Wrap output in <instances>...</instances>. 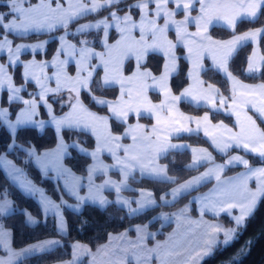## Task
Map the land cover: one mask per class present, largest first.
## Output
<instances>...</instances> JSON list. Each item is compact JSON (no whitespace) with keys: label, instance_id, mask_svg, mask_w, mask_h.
<instances>
[{"label":"snow or ice","instance_id":"1","mask_svg":"<svg viewBox=\"0 0 264 264\" xmlns=\"http://www.w3.org/2000/svg\"><path fill=\"white\" fill-rule=\"evenodd\" d=\"M122 0H5L4 7L7 12H0V53H6L7 64H0V89L9 93L7 104L9 107L0 106V127L8 132V141L4 145V151L0 152V165L8 171L13 179H19L22 169L18 168L6 154L15 148H20L27 153L30 160L39 167L42 175L47 177L49 172H54L57 178L63 179L64 187L68 195L74 197L75 204H69L61 197L60 202L48 199L45 201L44 210H49V205L55 210L56 228L58 232H66L67 224L62 214V208L67 207L79 212L87 201L98 204L101 208L118 205L120 210L127 209L128 216H134L146 209L157 205V199L151 192L144 189H133L129 184L131 179L137 182L139 179H152L161 183L175 185L170 191L159 199L166 204H171L185 195H192L198 191V186L211 179L215 184L208 192L199 196H193V200L199 204V218L193 219L190 213L193 211L192 200H189L177 212L161 213L164 220L174 217L177 221V229L166 237L164 241L156 240V234L148 230V225L135 226L136 236L129 238L128 230L113 235L108 234V242L99 245L93 252L86 245L74 243L72 247V259L64 264H78L84 256L91 259L88 264H199V261L211 253L218 242V236L224 233L227 243L235 228L225 229L219 223L204 220V216L211 213L218 217L220 213L227 212L232 215V209H239L240 214L233 219L237 226L241 225L257 205L259 199L264 198V129L257 120L264 123V83L257 85L244 84L239 81L229 70V61L249 40H255L264 35V26L245 31L237 35L235 29L242 18L249 22H255L261 13H264V0H136L128 5L129 11L123 16L118 11H111L113 6H118ZM174 4L175 9L169 10L168 5ZM155 5L153 9L149 6ZM198 6V7H197ZM138 9L140 20L137 23L130 14L131 9ZM108 9L109 14L95 23L80 24L76 33L88 34L90 30L102 31L101 44L104 51L97 53L90 47V41L82 39L76 44L67 41L69 25L86 17L90 13H98ZM178 12L183 13V19H175ZM197 12L193 16L192 13ZM163 19L160 26L157 22ZM190 25H194L195 32H189ZM223 25L232 31L230 39H214L210 35V27ZM169 26H172L176 34V42L167 38ZM115 27L119 33V39L110 44L109 29ZM63 29L64 34L56 39L60 47L56 50L52 61L55 68L56 87L47 86L49 77L37 76L33 68L39 67L41 72L48 66V61L28 62L20 61L23 49L31 48L34 52L42 49L46 41L35 44H15L8 37L18 33L21 37L29 32L49 33ZM138 31V38L133 35ZM76 33H73L75 35ZM178 45L187 49L185 59L190 61L191 68L187 77L193 80V84L184 87L178 94L169 84L170 77L179 71L176 48ZM66 57L79 56L76 59V73L69 75L66 70ZM150 54H159L165 58L159 75L146 67V59ZM256 52L248 59L247 74L260 71V66L255 63ZM93 58L99 60L98 65H92ZM210 58L215 69L222 72L231 82L230 96H224L213 84H207L199 79L200 72L204 69L203 61ZM135 60L134 70L130 75L124 74L125 61ZM264 61V57H260ZM23 63L24 84L16 87L12 77L8 74L9 65ZM97 68L103 69V75L97 80L94 73L99 75ZM29 81H34L39 92L29 94L31 99H23L20 95ZM118 86V95L114 100L97 97L94 93L104 88ZM158 91L163 99L159 103H153L148 96L149 90ZM68 93L66 101H59L61 108L67 104L70 109L63 115L54 113L53 105L48 102L49 95L59 96ZM86 92L91 101L107 109L108 115H98L92 112L81 99V93ZM38 97V99H37ZM39 103L46 107L48 119H36L39 116ZM191 100L197 105L203 101L209 106L211 112H219L222 108L235 117L233 127H229L220 121L213 124L209 113L202 117L185 115L179 109L181 101ZM20 101L25 107L11 118L10 106L13 102ZM252 110L256 119L248 114ZM130 117L137 121L142 118L155 119L150 130L143 124H128ZM115 119L121 125H126L120 135H113L109 120ZM195 124V127H190ZM46 125L54 128L55 147L39 152L31 141L17 144L18 132L29 127L43 131ZM235 129V130H234ZM75 130L83 134H91L95 137V145L89 150L77 139L71 142L65 140L64 132ZM203 131L213 148L225 155L229 149H242L245 153H252L260 158L262 166H251L248 159L242 155H231L226 163L216 164L212 153L206 148H193L187 144L172 143L173 138L182 134H199ZM130 138L132 143L121 144L122 139ZM69 149H75L78 154H83L91 159V163L84 166V175H76L70 167H66L64 160L71 157ZM192 153V162L186 164V169H196L198 165L211 164L210 167L198 176L178 181L175 176L168 175V166L161 165L158 160L167 156L173 150H189ZM110 155L114 163L104 164L100 156L102 153ZM123 153L121 156L119 153ZM243 165L245 171L235 176L223 177L227 166ZM109 169H118L120 180H112L110 177L96 184L97 176L107 175ZM86 181L87 183H83ZM254 181L255 187L249 185ZM23 187L34 192L31 181L23 182ZM87 188V195H80V189ZM125 190L136 191L138 198H129L122 195ZM104 191L114 192V200L103 195ZM43 195V193H42ZM171 196V200L166 199ZM135 205V207H133ZM12 209V202L6 195L0 194V219ZM26 223L35 224L37 220L27 212L23 213ZM155 220L156 217H153ZM84 221L83 225H86ZM181 225L187 226L185 231L177 239V233ZM199 230V231H198ZM11 232L5 229L0 222V246H3L6 256H0V264H14V261L24 253L45 251L50 247L60 244L59 240H45L29 245L15 251L10 245ZM121 243L113 246V241ZM149 240L154 243L149 245ZM107 257V259H104ZM99 258V259H98Z\"/></svg>","mask_w":264,"mask_h":264},{"label":"trees","instance_id":"2","mask_svg":"<svg viewBox=\"0 0 264 264\" xmlns=\"http://www.w3.org/2000/svg\"><path fill=\"white\" fill-rule=\"evenodd\" d=\"M136 0H123L118 6H113L110 10L117 8L119 11H128V5H131ZM4 4L0 3V12H4ZM130 12L133 14L134 18H138L139 10L131 9ZM109 10L105 9L98 13L89 14L86 17L80 18L78 21L69 25L70 29H73L78 23L95 20L99 17L108 15ZM264 25V13H261L255 22H249L247 19H242L238 22L235 29V33H241L249 29L260 27ZM60 29L57 32H61ZM211 34L216 38H228L232 36V31L222 27L214 26L211 28ZM52 34H36L32 33L21 37L20 35H10L14 42L19 41H29L33 42L36 40L44 39ZM72 36V35H71ZM90 41V46L95 49L102 50L100 44V39L102 36V31L90 32L84 35ZM113 36V33L112 35ZM78 37H76L77 39ZM112 39V37H111ZM114 39V38H113ZM57 48L56 40H52L48 43L47 50L43 55L38 54L37 58L49 59L53 55ZM260 48L264 55V35L260 38ZM252 51V44L248 43L239 48L236 54L232 57L229 62V70L238 78L245 82L257 83L264 82V65L259 72L252 74L246 73V66L248 63V57ZM177 52L179 55V71L171 78V87L175 93L178 94L187 84H188V62L184 58V50L182 47L178 46ZM30 55H24V59L29 58ZM2 61H5V57H1ZM164 59L159 54H150L146 60V67L150 69L155 74H160L162 70ZM207 68L203 71L202 77L206 82H210L216 85L224 94H229V85L226 78L217 70L212 68L209 62L206 63ZM134 68L133 61H128L125 66L126 74L132 72ZM13 74V79L16 85L24 84V79L22 77V67L17 65L15 68L11 69ZM99 75H94L95 79H99L102 74V70L97 69ZM26 91L22 92L23 97H29L28 90H35V86L32 83L26 84ZM97 96L108 97L110 99H115L118 95V88H104L94 93ZM154 100H159L157 95H153ZM66 92L59 96L50 95L48 101L53 105L56 114H62L68 110V106L65 104L61 108L60 103L56 101H66ZM81 98L84 103L91 109L99 111L101 113H107L106 108L97 107L90 99L86 92L81 94ZM8 93L3 91L0 105L2 107H9L7 104ZM22 104L20 102H13L10 106V112L12 113V119L15 118L17 111L21 108ZM181 109L192 115H201L204 112H210L212 119L214 121L222 120L230 125H233V119L230 116L224 115L222 113L211 112L206 107H196L187 103L185 101L180 102ZM41 116L46 117L43 108L40 107ZM130 122L135 121L134 117H130ZM141 121L150 122L148 118L139 119ZM125 128V125H121L115 119H111V129L114 133L121 134ZM65 140L71 142L72 139L79 140L88 148L94 147V139L89 134L79 133L75 130H66L64 132ZM176 140L186 141L192 145L208 146V142L202 135H182ZM8 141V132L0 127V152L4 151V145ZM26 141H31L33 145L36 146L38 151L44 149H49L55 147V133L54 129L47 126L45 130L40 133L36 128L29 127L26 130H21L18 132L17 144H24ZM234 151V150H233ZM71 157H66L65 162L70 166L75 172L84 174V166L89 163V158L84 155L78 154L75 149H70ZM17 165L25 170L30 179H32L36 184L42 187L46 193L52 196L56 200H60L61 194L57 189L55 183L48 177H44L41 172L33 164L27 156V153L20 148H15L7 153ZM250 164H261L260 158L254 155H247ZM216 159L224 161L226 156L215 154ZM190 153L188 151H171L167 156L161 157L160 162L168 166V174L170 176H175L178 178L179 182L201 172L206 165H202L196 169H186L184 166L190 162ZM243 167H229L226 171V175L238 172ZM137 175V182L130 179V184L136 188H148L153 191L156 199L162 194L168 192L171 187L175 185H170L167 183H161L152 179H139ZM214 184V180L208 181L201 185L198 191H193L192 195H185L179 198L177 201L169 205L159 204L158 206L144 211L140 214L134 216H128L126 210L121 211L119 206L111 205L107 209H102L96 205L84 204L83 209L80 213H76L68 208H63L64 216L67 223V234L65 236L59 235L56 229V222L54 217L42 216L41 209L38 203L32 198L24 195L16 186H14L5 176L4 172L0 168V194L6 195V198H11L15 204V211L5 215L3 219H0L5 226L12 230V245L15 249L22 248L28 244L36 242L50 237H59L61 239V244L56 248L45 251L39 254H34L28 256L21 260L17 264H51L54 262L67 260L72 256V245L75 242H80L88 245L93 250L99 245H102L108 240V234L119 233L126 229L131 228L136 224H145L150 222L155 214L160 210H176L183 206L190 198L197 193H201L209 189ZM134 194V192H131ZM111 196V193L109 194ZM25 210H28L31 214L39 218V223L36 225H30L26 223V217L23 214ZM195 213V211H193ZM225 225L232 226L233 222L227 216H221L219 218ZM87 221L86 225L82 224ZM172 224H168L162 227L163 232L157 235V238H163L164 233L172 228ZM159 228L158 221L150 222V229L156 230ZM131 234H133L132 230ZM236 237L231 243L223 245L220 243L217 245L213 252L202 260L200 264H264V198H261L254 212L245 220L244 225L241 227H236ZM5 254V251L0 249V255ZM80 264H85L82 262Z\"/></svg>","mask_w":264,"mask_h":264},{"label":"crops","instance_id":"3","mask_svg":"<svg viewBox=\"0 0 264 264\" xmlns=\"http://www.w3.org/2000/svg\"><path fill=\"white\" fill-rule=\"evenodd\" d=\"M123 1V0H122ZM136 1H134V3H135ZM32 3H36V0H33L32 1ZM133 3V4H134ZM155 7V5H150L149 6V8H150V11H151V9H153ZM168 7H169V10H173V9H175V5L174 4H169L168 5ZM198 7V6H197ZM128 11H129V9H128ZM127 12V11H126ZM125 13H123L122 15H120V16H123ZM130 14L132 15V13L130 12ZM119 15V14H118ZM192 15L193 16H195V15H197V12H193L192 13ZM132 17H133V15H132ZM133 19L134 20H136L137 21V23H139V20H140V12H139V16H138V18L137 19H135L134 17H133ZM175 19H177V20H180V19H183V13H181V12H178V14L176 15V17H175ZM242 19H246V18H242ZM241 19V20H242ZM96 21H94V22H86V23H95ZM160 26H162L163 25V23H164V20L163 19H160L158 22H157ZM83 24H85V23H83ZM219 26H222V27H225V26H223V25H219ZM262 26H264V25H262ZM262 26H260V27H262ZM79 27V25L76 27V29ZM212 27H214V26H212ZM212 27H210V35L212 36V34H211V28ZM260 27H256V28H253V29H257V28H260ZM226 28V27H225ZM75 29V30H76ZM110 30H114V31H116V33H117V36H116V38H114L111 42L110 41H108L110 44H112V43H115V41L117 40V39H119V33H118V31L116 30V28L115 27H112V28H110L109 29V31ZM249 30H252V29H249ZM188 31L189 32H195L196 31V28H195V26L194 25H190L189 26V28H188ZM246 31H248V30H246ZM41 32H46V31H41ZM245 32V31H244ZM244 32H241V33H236L237 35H240V34H243ZM29 33H33V32H29ZM14 34H17L18 35V33H14ZM133 35H135L137 38H138V36H139V33H138V31H134V33H133ZM261 36L262 35H260V36H258L255 40H249V41H247L246 43H244V45H246V44H248V43H250V44H252V51H251V53H250V56L253 54V52L255 51L256 52V57L254 58L255 59V63L256 64H258L259 66H260V71H261V69H262V67H263V65H264V61H262L261 59H260V57H264V55H263V53H262V51H261V48H260V38H261ZM59 37V36H58ZM213 37V36H212ZM9 38V37H8ZM167 38L169 39V40H172L174 43L176 42V34H175V31L173 30V28H172V26H169V31H168V33H167ZM214 39H221V40H227V39H230L231 38V36L230 37H228V38H216V37H213ZM10 40H12L11 38H9ZM41 41H46L47 43L45 44V46L42 48V49H38V50H36L35 52H45V50H46V48H47V44H48V42H49V39H44V40H41ZM41 41H35V42H29V43H17V44H35V43H38V42H41ZM67 41H68V43H70V44H73L72 43V41H70V39L68 38V36H67ZM58 42H59V40H58ZM14 46H15V43H14ZM178 46H180V47H182L183 48V50H184V54H183V56H184V58H185V56H186V53H187V49L186 48H184L183 46H181V45H178ZM178 46H177V48H178ZM60 47V42H59V44H58V48ZM57 48V49H58ZM177 48H176V55L179 57V55H178V52H177ZM240 48V47H239ZM239 48H238V50H239ZM93 50L95 51V52H97V53H100V52H102V51H104V48H103V50H96V49H94L93 48ZM237 50V51H238ZM23 51L25 52V51H28L29 53H35L31 48H26V49H23L22 51H21V54H23ZM56 53V52H55ZM55 53H54V55H55ZM20 54V55H21ZM236 54V53H235ZM234 54V55H235ZM53 55V56H54ZM53 56L49 59V60H38V59H34L35 61H48L49 62V64H48V66L47 67H45L44 69H43V72H41V69L39 68V67H35V68H33L32 69V71H34L35 72V74L37 75V76H40L41 78H43V76H47V77H49V79L47 80V86L48 87H50V88H55L56 87V81H55V72H56V68L50 63L51 61H52V59H53ZM160 56H162V55H160ZM1 57H5V61H2V59H1ZM163 57V56H162ZM79 58V56L77 55V56H75V57H66L65 55H61L60 56V59H67L68 60V64H67V66H66V70H67V72L69 73V75H75V73H76V63H75V61H76V59H78ZM163 59H164V62H165V58L163 57ZM232 59V58H231ZM230 59V60H231ZM33 60V59H32ZM147 60V59H146ZM20 61H22V62H28V61H31V59H29V60H26V61H23V60H20ZM93 61H96V63H97V65L99 64V60L98 59H96V58H93L92 60H91V64H92V62ZM133 61V63H134V67H135V60L133 59L132 60ZM187 62H188V71L190 70V68H191V63H190V61H188V60H186ZM128 61H125V64L127 63ZM164 62H163V64H164ZM207 62H209V64H210V66L212 67V68H214L213 67V65H212V61H211V59L210 58H205L204 59V61H203V64H204V69L200 72V74H199V79H201V80H203V81H205V79L202 77V73H203V71L207 68ZM230 62V61H229ZM146 63V62H145ZM0 64H7V55H6V53H0ZM17 64H21L22 65V73L24 72V67H23V63H17ZM16 64V65H17ZM16 65H14V66H16ZM178 65H179V60H178ZM14 66H12V65H9L8 66V68H7V72H8V74L12 77V80H13V84H14V86H16V87H20L21 85H16L15 84V82H14V79H13V76H12V73H11V67H14ZM247 66H248V63H247ZM247 66H246V69H247ZM69 67H70V69H69ZM124 67H125V65H124ZM71 69H74V72H73V70H71ZM102 69V68H101ZM125 69V68H124ZM148 69V68H147ZM215 69V68H214ZM69 70H71L72 71V73H74V74H72V73H70L69 72ZM133 70H134V68H133ZM150 70V69H149ZM215 70H217V69H215ZM218 71V70H217ZM218 72H220V71H218ZM224 77H225V75L222 73V72H220ZM125 74V73H124ZM131 74V73H130ZM130 74H128V75H130ZM154 74V73H153ZM233 74V73H232ZM102 75H103V69H102ZM126 75V74H125ZM154 75H156V74H154ZM157 75H159V74H157ZM174 75H176V74H174ZM173 75V76H174ZM234 75V74H233ZM172 76V77H173ZM235 76V75H234ZM172 77H170V80H169V84H170V82H171V78ZM239 81H241L242 83H244V84H249V85H257V84H261V83H264V82H257V83H249V82H245V81H243V80H241L240 78H238L237 76H235ZM226 78V77H225ZM227 80V79H226ZM30 83H32L34 86H35V92H34V94L35 93H37V92H39V88H38V86L35 84V82L34 81H29ZM227 82H228V85H229V94H224V93H222V91L216 86V85H214L216 88H218L219 90H220V93L221 94H223L224 96H230V88H231V82L229 81V80H227ZM194 82H193V80H191V79H189L188 78V84L185 86V87H188L189 85H191V84H193ZM210 82H206L205 81V87H207V84H209ZM210 84H212V83H210ZM170 86H171V84H170ZM117 88H118V86H116ZM27 89H26V86H25V90H22L21 91V93L23 92V91H26ZM183 90V89H182ZM181 90V91H182ZM3 91H6L7 92V90H6V86H5V89H0V101H1V98H2V93H3ZM150 92H153V93H156V94H158L159 95V100H154L153 98H151L150 97ZM8 93V92H7ZM21 93H20V95H21ZM28 93L29 94H31V93H33L32 91H29L28 90ZM8 95H9V93H8ZM50 96V95H49ZM48 96V97H49ZM148 96H149V98L152 100V102L153 103H159L162 99H163V96L158 92V91H153V90H149V92H148ZM21 97H22V95H21ZM48 97H47V99H48ZM97 97H101V96H97ZM23 99H31V98H24V97H22ZM105 98V97H104ZM37 99H38V97H37ZM106 99H108V98H106ZM109 100H114V99H109ZM183 101V100H182ZM16 102H20V101H16ZM49 102V101H48ZM185 102H187V103H190L191 105H193V106H196V107H206V108H208L209 109V111H210V108H209V106L208 105H206L203 101H201V103L199 104V105H197L195 102H193V101H191V100H188V101H185ZM22 103V102H21ZM50 103V102H49ZM23 104V103H22ZM85 104V103H84ZM86 105V104H85ZM96 105H98V104H96ZM1 106V105H0ZM40 106H42L44 109L43 110H45L44 112H45V114H46V117L45 118H43L42 116H41V112H40ZM87 106V105H86ZM98 106H100V105H98ZM23 107H25L24 105H22V107L20 108V109H22ZM88 107V106H87ZM100 107H102V106H100ZM89 108V107H88ZM20 109L17 111V113L20 111ZM92 112H94V113H96V114H98V115H101V116H104V115H108V114H105V113H99V112H97V111H94V110H92L91 108H89ZM179 109H180V111L181 112H183L185 115H189V116H192V117H202L204 114H205V112L204 113H202L201 115H192V114H189V113H186V112H184L182 109H181V107H180V104H179ZM53 110H54V113H55V109H54V107H53ZM70 109L68 108V110L67 111H65L64 113H67L68 111H69ZM38 112H39V116L38 117H36V119H43V120H47L48 119V115H47V109H46V107L45 106H43L42 104H40L39 103V100H38ZM16 113V114H17ZM64 113H62V114H57V115H63ZM107 113H108V111H107ZM209 113V116H210V119L212 120V123L213 124H217V123H219L220 121H222V120H220V121H214L213 119H212V116H211V113L210 112H208ZM217 113H222V114H224V115H227V116H230V117H232V119H233V125H234V123H235V117L234 116H231V115H229L228 113H227V111H225L223 108L219 111V112H217ZM56 114V113H55ZM248 114L249 115H252L253 116V118L254 119H256V115L254 114V112L252 111V110H249L248 111ZM114 119V118H113ZM130 119V118H129ZM14 120V119H13ZM137 122H139L140 124H143V125H145L149 130H150V128H151V125L152 124H154L155 123V119L154 118H152V119H150V122H146V121H141V120H139V121H137V119L135 120V121H133V122H130L129 120H128V124H132V125H134V124H136ZM224 122V121H223ZM224 124H226V125H228L229 127H233V125H230V124H228V123H226V122H224ZM257 124L262 128V129H264V123H261V121L260 120H257ZM47 126H50V125H46L45 126V128L47 127ZM109 126H110V129H111V119L109 120ZM190 127H195V124H190L189 125ZM50 127H52V126H50ZM125 127H126V125H125ZM45 128H44V130H45ZM53 128V127H52ZM54 129V128H53ZM125 129V128H124ZM38 130V129H37ZM43 130V131H44ZM235 130V129H234ZM42 131V132H43ZM112 131V130H111ZM124 131V130H123ZM38 132H40V133H42L41 131H39L38 130ZM113 133V132H112ZM113 135H120V134H115V133H113ZM182 135H188L187 133H185V134H182ZM181 135V136H182ZM194 135H202L205 139H206V141L208 142V146H201V145H192V144H190V143H188V142H186V141H179V140H176V138H173L172 139V143H175V144H187V145H190L191 147H193V148H206V149H208V151L209 152H211L212 153V156H213V158H214V161H215V163L216 164H221V163H226V161H227V159H228V157L229 156H231V155H242V156H244V158L245 159H248V156L247 155H254V154H252V153H245L242 149H238V148H232V149H229V151H228V154L227 155H225V154H223V153H220V152H218L215 148H213L212 147V145H211V142H210V140L207 138V137H205L204 136V134H203V131L201 130L200 132H199V134H194ZM94 139H95V137H94ZM120 143L121 144H124V145H128V144H131L132 143V141H131V139L130 138H126V139H122L121 141H120ZM50 149V148H49ZM45 150H47V149H44V150H42V151H40V152H43V151H45ZM89 150H91V149H89ZM234 150V151H233ZM173 151H188L189 153H190V162L189 163H191L192 162V153H191V151H190V149L189 150H173ZM121 156L123 155V153L121 152V153H119ZM215 154H218V155H224V156H226L225 157V160L224 161H220V160H218V159H216V157H215ZM102 155H106V156H109L110 157V163L111 164H113L114 163V160H113V158L110 156V155H108L106 152L105 153H102L101 154V156H100V159H101V161L104 163V164H108V163H106L104 160H103V158H102ZM255 156V155H254ZM258 157V156H257ZM6 158L8 159V160H11L18 168H20V169H22V174H16V175H19V179H13V177L12 176H10L9 174H8V171L4 168V166L3 165H0V168L2 169V171L4 172V174H5V176L7 177V179L14 185V186H16L24 195H26V196H28V197H32L33 199H35V201L38 203V205H39V207H40V209H41V212H42V216L44 217V218H46V217H54L55 218V222H56V216H55V210L53 209V208H51V206L49 205V210L47 211V212H45V210H44V204H45V201H47L48 199H51V200H53V201H55L56 203H59L60 202V200H56V199H54L52 196H50L48 193H46V191L42 188V187H40L38 184H36L32 179H30L29 178V176L27 175V173L25 172V170L23 169V168H21L19 165H17L10 157H8V155L6 154ZM66 159V158H65ZM91 160V159H90ZM249 160V159H248ZM33 162V164L36 166V168L40 171V169H39V167L35 164V162L34 161H32ZM91 163V162H90ZM108 164V165H111V164ZM158 163L159 164H161V165H164V164H162L161 162H160V159L158 160ZM250 163V162H249ZM64 164H65V166L66 167H69V166H67L66 165V162H65V160H64ZM203 165H206L205 166V168L201 171V172H199L198 174H196V175H194V176H198V175H200L201 173H203V172H205L206 170H207V168L208 167H210L211 166V164H208V163H206V164H203ZM251 166H254V167H258V166H262L261 164H250ZM200 166H202V165H198L197 166V168L198 167H200ZM229 167H243L240 171H238V172H235V173H233V174H230V175H226V171H227V169L229 168ZM73 171V170H72ZM245 171V169H244V166L243 165H239V164H237V165H234V166H227L226 168H225V172L222 174V176L223 177H231V176H235V175H237L238 173H243ZM41 172V171H40ZM76 175H80V174H78V173H76L75 171H73ZM115 173H117V175L119 176L118 178L117 177H115ZM41 174H42V172H41ZM138 174V173H137ZM139 175V174H138ZM169 175V174H168ZM48 178H50L54 183H55V185H56V187H57V189L59 190V192H60V194H61V197H63L65 200H66V195L67 196H69L68 195V192H67V189L64 187V181H63V179H60V178H57L56 176H55V173L54 172H49V174H48V176H47ZM111 178L112 180H120L121 179V174L119 173V171H118V169H109V172L107 173V175H104V178H103V180H105V179H108V178ZM212 180H214V179H211V180H209V181H212ZM27 181H31L32 182V185L34 186V188L35 189H37L36 191H34V192H29V191H27L24 187H23V182H27ZM103 182V181H102ZM101 182V183H102ZM206 182H208V181H206ZM206 182H204V183H206ZM83 183H87L86 181H84ZM204 183H202L201 185H203ZM98 184H100V183H98ZM214 184H215V180H214ZM213 184V185H214ZM201 185H199L198 187H200ZM213 185L209 188V189H211L212 187H213ZM249 185H250V187H252V188H254L255 187V183H254V181H250L249 182ZM175 187V186H174ZM209 189H207L206 191H204V192H201V193H198V194H195V195H193V196H199V195H201V194H203V193H206V192H208L209 191ZM144 190H146L147 192H151L153 195H154V193L151 191V190H148V189H144ZM170 191V190H169ZM168 191V192H169ZM105 192V191H104ZM103 192V195L105 194ZM42 193H43V195H42ZM167 193V192H166ZM80 195H84V196H86L87 195V188L86 187H82L81 189H80ZM138 195H139V193H138ZM165 195V193L164 194H162V196H164ZM193 196L191 197V199L190 200H192V205H194V206H196V209L198 210L199 209V204H198V202L197 201H195V200H193ZM69 197H71V196H69ZM72 198H74V197H72ZM8 200H10L11 202H12V209L6 214V215H8V214H10V213H12V212H14L15 211V209H16V207H15V204H14V201L11 199V198H7ZM61 199V198H60ZM75 199V198H74ZM166 199H169V200H171L172 198H171V196H167L166 197ZM260 200L261 199H259L258 200V202H257V205H258V203L260 202ZM76 201V200H75ZM161 202H163V201H161ZM87 204H92V205H96V206H98V207H100L98 204H94L92 201H87L86 202ZM69 204H75V203H69ZM165 204V203H164ZM166 205H168V204H166ZM257 205H256V207H257ZM256 207L254 208V210L256 209ZM64 208H66V207H64ZM101 208V207H100ZM70 209V208H69ZM103 209V208H102ZM70 210H72V211H75V210H73V209H70ZM126 211H127V209H125ZM254 210L252 211V213L254 212ZM81 211V210H80ZM27 212H29L28 210H27ZM75 212H77V211H75ZM199 212V211H198ZM30 213V212H29ZM251 213V214H252ZM62 214H63V217H64V219H65V216H64V211H63V208H62ZM240 214V212H239V209H232V215L230 216L227 212H222V213H220V215L218 216V217H214L211 213H208V214H206L205 216H204V220H206V221H209V222H213V223H219V224H221L225 229H229V228H235V227H241V226H243L244 225V222H245V220L251 215H249V216H247L246 218H245V220L243 221V223L241 224V225H239V226H237L236 225V223H235V220L233 219V217L234 216H237V215H239ZM36 220H37V223H35V224H30V225H36V224H38L39 223V218L38 217H36V216H34L33 214H31ZM207 216H212V218H208ZM221 216H227L230 220H232L233 221V226L232 227H230V226H226L224 223H222L220 220H219V218L221 217ZM65 221H66V219H65ZM6 230H8L9 232H11V238H10V245H11V248L13 249V250H15V251H19L21 248H18V249H15L14 247H13V245H12V237H13V234H12V230L11 229H9V228H5ZM57 229V228H56ZM199 231V230H198ZM59 233V235H61V236H65L66 235V233H67V231L66 232H58ZM182 233H181V231L180 232H178L177 233V239H179L180 238V235H181ZM222 235H224V233L223 232H221L220 234H219V236H218V239L219 238H221V236ZM223 238H224V236H223ZM222 238V239H223ZM52 239H54V240H59L60 241V244L62 243L61 242V239L59 238V237H50V238H45V239H42V240H38V241H36V242H33V243H31V244H34V243H38V242H41V241H45V240H52ZM221 239V240H222ZM165 240V239H164ZM220 240V241H221ZM108 242V241H107ZM106 242V243H107ZM223 242V241H222ZM221 242V243H222ZM77 243V242H76ZM79 243V242H78ZM121 242L120 241H118V240H114L113 241V246L115 247V246H117V245H119ZM31 244H28V245H26V246H24V247H22V248H25V247H28L29 245H31ZM59 244V245H60ZM81 245H86V244H84V243H80ZM105 244V243H104ZM59 245H57V246H59ZM57 246H55V247H50V248H48V249H46L45 251H49V250H52V249H54V248H56ZM88 248H90L88 245H86ZM0 249H2L3 251H4V248H3V246H0ZM91 249V248H90ZM93 252H95V250H93V249H91ZM45 251H35V252H28V253H24L23 255H21L19 258H17L15 261H14V264H17V263H19L21 260H23L24 258H26V257H28V256H31V255H34V254H39V253H42V252H45ZM73 251V250H72ZM212 251H213V249H212ZM0 256H6V252H5V254H2V255H0ZM208 256V255H207ZM206 256H204L203 258H205ZM202 258V259H203ZM72 259V256H71V258H69V259H67V260H62V261H58V262H54V263H51V264H64V262L65 261H69V260H71ZM86 260L87 261V264H88V261L91 259L90 257H88V256H84L80 261H78V263L79 262H81L82 260ZM99 259V258H98ZM104 259H107V257H104ZM201 259V260H202ZM200 260V261H201ZM200 261H199V263H200Z\"/></svg>","mask_w":264,"mask_h":264},{"label":"rangeland","instance_id":"4","mask_svg":"<svg viewBox=\"0 0 264 264\" xmlns=\"http://www.w3.org/2000/svg\"><path fill=\"white\" fill-rule=\"evenodd\" d=\"M33 0H31V2H32ZM0 3H2V4H4L5 3V0H0ZM134 3V2H133ZM132 3V4H133ZM111 11H118V9L117 8H114V9H112ZM4 12L6 13L7 12V9L5 8L4 9ZM123 13H125V12H122V11H118V14L119 15H122ZM90 14H93V13H90ZM109 14V13H108ZM133 15V14H132ZM108 15H106V16H103V17H99V18H97V19H95V20H88V21H84V22H80V23H78L73 29H68V31H69V35H68V38L70 39V41H72V43L73 44H76L77 45V47H79V44H78V41L79 40H82V39H87V38H85V34L84 35H81V34H79V33H76V27L78 26V25H80V24H83V23H86V22H94V21H97V20H100V19H103L104 17H107ZM134 17V16H133ZM135 19H137V18H135ZM58 31V30H57ZM53 32V33H49V32H39V33H36V32H33V33H36V34H43V33H46V34H52V35H50V36H48V37H46V38H44V39H49V42H51L52 40H56V42H57V48H58V44H59V42H58V39H56L58 36H61V35H63L64 34V30H61V32ZM95 31H97L96 29H92V30H90V32H95ZM89 32V33H90ZM73 33H76L75 35H73ZM112 33H113V36H111L112 35ZM14 34V33H13ZM29 34H32V33H28L27 35H29ZM14 35H17V34H14ZM19 35V34H18ZM72 35V36H71ZM102 36H103V33H102ZM102 36H101V38H102ZM116 36H117V33H116V31H114V30H110L109 31V41L111 42L112 40H113V38H116ZM76 37H78L77 39H76ZM111 37H112V39H111ZM9 38H11L12 40H13V38L11 37V36H9ZM44 39H40V40H36V41H41V40H44ZM88 40V39H87ZM13 42H14V40H13ZM29 43V41H19V42H14L15 44H17V43ZM32 42V41H31ZM33 42H35V41H33ZM48 42V43H49ZM100 44H101V39H100ZM47 46H48V44H47ZM90 46V45H89ZM101 46H102V44H101ZM90 47H92V46H90ZM57 48H56V50H57ZM93 48V47H92ZM95 49V48H94ZM46 50H47V48H46ZM46 50H45V52H46ZM56 50H55V52H56ZM96 50H99V49H96ZM102 50H103V46H102ZM101 51V50H100ZM44 52V53H45ZM54 52V53H55ZM43 52H35V53H29L28 51H23V54H21L20 55V60H23V61H26V60H29V59H38V60H49V59H46V58H37V55L38 54H40V55H43L44 54ZM54 53H53V55H54ZM24 55H30V57L29 58H27V59H24ZM52 55V56H53ZM51 56V57H52ZM17 65H21V64H17ZM16 65V66H17ZM92 65H97V63H96V61H93L92 62ZM16 66H14V67H11V69H13V68H15ZM125 66H126V64H125ZM21 67H22V65H21ZM125 68V67H124ZM69 69H70V67H69ZM97 69H99V68H97ZM101 69V68H100ZM71 70H73V72H74V69H71ZM71 70H69V72L70 73H72V71ZM102 70V69H101ZM97 71V70H96ZM133 71V70H132ZM11 73H12V71H11ZM124 73L126 74V72H125V69H124ZM154 73V72H153ZM72 74H74V73H72ZM130 74V73H129ZM155 74V73H154ZM94 75H95V73H94ZM126 75H128V74H126ZM157 75V74H156ZM12 76H13V74H12ZM101 76H102V74H101ZM22 77H23V73H22ZM28 83H30V82H28ZM29 91H32V90H29ZM36 90H33L32 92L33 93H31V94H34V92H35ZM83 93V92H82ZM81 93V94H82ZM152 94L154 95H157L158 97H159V95L158 94H156V93H153V92H150V97L151 98H153L152 97ZM21 95H22V93H21ZM28 95H29V93H28ZM66 95L68 96V93H66ZM97 96V95H96ZM22 97H23V95H22ZM103 97V96H102ZM24 98H32L30 95H29V97H24ZM105 98H108V97H105ZM82 99V98H81ZM108 99H110V98H108ZM66 100H67V98H66ZM84 102V101H83ZM21 103V102H20ZM22 104V103H21ZM95 104V103H94ZM23 105V104H22ZM67 105V104H66ZM96 105V104H95ZM97 107H100V106H98V105H96ZM22 107V106H21ZM40 107H42V106H40ZM43 108V107H42ZM101 108H103V107H101ZM44 109V108H43ZM92 110H94V109H92ZM43 111H45V110H43ZM94 111H96V110H94ZM97 112H99V111H97ZM56 113V112H55ZM99 113H101V112H99ZM105 114H108V113H105ZM135 118V117H134ZM135 120H136V118H135ZM130 121V120H129ZM220 121V120H219ZM112 130V129H111ZM113 132V131H112ZM114 133V132H113ZM115 134H118V133H115ZM89 135H91L90 133H89ZM92 136V135H91ZM93 137V136H92ZM93 139H94V137H93ZM94 141H95V139H94ZM84 147H86L84 144H82ZM94 145H95V143H94ZM25 147H27V146H25ZM86 148H88V147H86ZM88 149H92V148H88ZM69 151H70V149H69ZM81 155H83V154H81ZM102 158H103V160L106 162V163H110V157L109 156H106V155H102ZM91 162V160H90V158H89V163ZM111 164V163H110ZM67 165V164H66ZM68 166V165H67ZM70 167V166H69ZM71 168V167H70ZM72 169V168H71ZM73 170V169H72ZM74 171V170H73ZM77 173V172H76ZM78 174H80V173H78ZM85 174V173H84ZM84 174H80V175H84ZM115 177H119L118 175H117V173H115ZM193 177V176H192ZM103 178H104V175L103 176H97L96 178H95V183L96 184H98V183H101L102 181H103ZM191 178V177H190ZM129 184H130V180H129ZM130 186H131V188H133V189H148V188H136V187H134V186H132L131 184H130ZM199 188V187H198ZM148 190H150V189H148ZM152 191V190H151ZM131 192H134V194H132ZM153 192V191H152ZM105 194H104V196H106L108 199H110V200H114V198H115V193L114 192H109V191H105L104 192ZM111 193V196L109 195ZM198 194V193H197ZM122 195L123 196H125V197H129V198H138V192H136V191H129V190H125V191H123L122 192ZM195 195V194H194ZM155 196V195H154ZM162 196V195H161ZM156 198V197H155ZM191 199V198H190ZM35 200V199H34ZM66 200L68 201V203H76V201H75V199L74 198H72V197H69V196H67L66 195ZM169 200V199H168ZM189 202V201H188ZM188 202H186L185 204H187ZM85 204H87V203H85ZM159 204H162V205H166V203L164 204V202H161L160 201V199H159V201L157 200V205L156 206H158ZM184 204V205H185ZM169 205V204H168ZM183 205V206H184ZM118 206V205H117ZM156 206H154V207H156ZM183 206H181L180 208H182ZM133 207H135V205H133ZM153 207V208H154ZM192 207H193V211H195V213H193V211L190 213V215H191V217L193 218V219H198L199 218V212H198V210L196 209V206H194V205H192ZM67 208V207H66ZM69 209V208H68ZM82 209H83V206H82V208H81V211H82ZM150 209H152V208H150ZM179 209V208H178ZM178 209H176V210H160V211H158L156 214H155V216L154 217H156V219L154 220L153 218L151 219V221L150 222H152V221H158L159 222V228L158 229H156V230H152V229H150V222H147V223H145V224H147L148 225V230L150 231V232H152V233H155L156 234V240H159V241H164V239H166V237L169 235V233H172L173 232V230L174 229H177V221L175 220V218L174 217H171L169 220H164L163 218H162V216H161V213H166V214H171V213H175V212H177V210ZM125 210V209H124ZM147 210H149V209H146L145 211H147ZM81 211H79V212H76V213H80ZM75 212V211H74ZM127 212V211H126ZM138 214H140V213H138ZM137 215V214H136ZM208 218H212V216H207ZM221 221V220H220ZM222 222V221H221ZM233 222V221H232ZM223 223V222H222ZM67 224V223H66ZM168 224H172L173 226H172V228L170 229V230H168V231H166L165 233H164V237L163 238H157V235L159 234V233H162L163 232V230H162V227L163 226H166V225H168ZM137 225H144V224H136V225H134V226H132L131 228H129V229H126V230H128V236H129V238H131V239H134L135 238V236H136V232H135V226H137ZM226 226H228V225H226ZM233 226V225H232ZM232 226H230V227H232ZM186 227L187 226H185V225H181V228L179 229V231L178 232H180L181 231V233H183L184 231H185V229H186ZM235 229H236V227H235ZM130 230H132V232H133V234H131V231ZM125 231V230H124ZM124 231H121V232H119V233H113V235H118V234H120V233H122V232H124ZM67 234V233H66ZM236 234H237V231H235L233 234H232V238L227 242V243H223L222 241H224L225 240V236L224 235H222L221 236V238H219L218 239V242H217V244L213 247V249L217 246V245H219L221 242H222V244L223 245H227V244H229V243H231L232 242V240L236 237ZM223 236H224V238H223ZM223 238V239H222ZM222 239V240H221ZM221 240V241H220ZM108 241V240H107ZM106 241V242H107ZM105 242V243H106ZM76 243V242H75ZM80 243V242H79ZM152 243H154V241H152V240H149V245L151 246V244ZM104 244V243H103ZM91 248V247H90ZM92 249V248H91ZM95 250V249H94ZM213 251H211V253H212ZM210 253V254H211ZM209 254V255H210ZM207 257V256H206ZM205 257V258H206ZM204 259V258H203ZM202 259V260H203ZM202 260L200 261V263L202 262ZM82 262H85V264H87V261L84 259V260H82L81 262H79L78 264H80V263H82ZM199 263V264H200ZM153 264H156V262H155V260H153Z\"/></svg>","mask_w":264,"mask_h":264}]
</instances>
